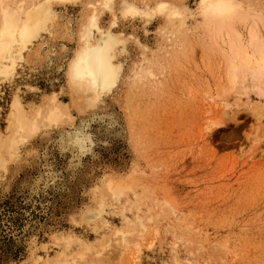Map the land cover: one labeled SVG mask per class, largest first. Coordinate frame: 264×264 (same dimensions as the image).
Segmentation results:
<instances>
[{"label":"rangeland","instance_id":"obj_1","mask_svg":"<svg viewBox=\"0 0 264 264\" xmlns=\"http://www.w3.org/2000/svg\"><path fill=\"white\" fill-rule=\"evenodd\" d=\"M159 1L194 13L197 0H134L143 9ZM243 2L264 9V0ZM49 7L52 24L26 50L14 75L0 79V131L13 95L32 113L47 107L54 94L68 117L28 139L17 160L0 173V264H41L35 259L60 251L61 242L57 245L54 237L64 234L95 244L93 255L104 248L101 264H264V158L237 159L233 144L238 137L228 120L229 125L216 128L223 127L213 140L204 136L206 119L218 115L204 93L214 91L220 75L215 67L197 69L199 47L188 61L169 66L176 37L163 15L123 20L118 11L104 14L100 0H50ZM92 14L102 30L114 28L123 44L118 82L88 106L84 98L76 103L68 65ZM186 28H196L195 37L203 35L196 15H188ZM35 51L37 58L30 56ZM147 70L152 75L139 80L137 74ZM250 94L262 96L254 90ZM239 109L242 118L236 123L249 122L244 106ZM77 128L93 144L73 156L58 143ZM129 173L174 203L175 211L149 224L140 238L131 236L139 249L130 245L119 252L112 230L126 229L125 216L132 220L134 212L123 207L124 198H106L101 216L89 220L86 214L97 207L106 179ZM173 232H184L185 238L174 244ZM216 244L223 246L215 251Z\"/></svg>","mask_w":264,"mask_h":264},{"label":"bare ground","instance_id":"obj_2","mask_svg":"<svg viewBox=\"0 0 264 264\" xmlns=\"http://www.w3.org/2000/svg\"><path fill=\"white\" fill-rule=\"evenodd\" d=\"M49 3L50 0H31L28 3H25L24 0H0L1 81L10 79L14 75L17 64L25 59L26 50L40 33L52 24ZM157 4H167L168 7L157 9ZM195 6L194 13H192L183 6L159 1L152 8L141 9L145 17L155 14L163 15L166 19L165 22L170 26V32L176 37L175 45L168 52L170 55L169 66L173 65L175 61H188L190 52L197 45L200 49L197 69L211 71L215 67L219 72L220 81L214 91L211 93L208 89L204 93L205 99L218 109L217 116L208 121L206 119L202 130L204 136L210 141L213 140L219 125L223 127L229 125L225 123L228 120L233 125L229 129L236 131L235 134L238 137L236 142L233 141L234 154L237 159L244 162L247 158H250V161L264 158V9L245 3L243 0H206L204 4L197 0ZM188 15H196L199 27L203 30L201 37L194 36L196 28L195 30L186 28ZM112 29L101 31L95 14H92L82 27L81 43L76 51L83 46L84 41H89L96 47L89 49L91 64L88 67L87 76L84 75L79 65H74L72 79L70 80L68 77L69 86L77 98V104L84 98L85 104L94 105L103 94L112 90L119 80L121 67L117 57L119 46L123 44V41L120 36L115 34L116 32L114 33L115 30L112 32ZM99 45H103V47H99ZM32 54H30L31 57L37 58L36 51ZM213 59L217 61L216 66H213ZM71 61L72 58L68 70ZM143 74L152 75L150 70L142 71L137 74L139 80L144 78L141 76ZM251 90L262 96L253 98L250 94ZM52 96L51 103L47 107L32 113L24 110L18 95L12 96L5 129L0 131V173L7 169L9 162L17 160L20 148L28 139L43 128L47 129L52 125L67 121V107L55 101L54 94ZM240 105L244 106L250 119L247 123H236L238 119L242 118ZM222 126L220 129L223 128ZM92 144L91 136L84 132L83 128H77L60 137L58 146L61 150H69L75 154L73 156H79L90 150ZM46 176L53 178L50 172H47ZM106 198L116 202L124 198L125 205L123 207L128 211H134L132 220L125 216L126 229L112 230V235L115 236L114 241L119 245V252L125 251L130 245L139 249L138 242L131 244L133 239L131 236L140 238L147 232L149 224L155 223L160 218L166 217L168 213L175 211L174 203H171L166 197H157L155 189L146 182L139 183L134 173H129L125 177L106 179L100 189L98 205L86 214L87 219L91 220L96 216H101L107 203ZM143 206L146 209L145 213L142 211ZM103 224L105 223L103 222ZM184 236V232L176 234L173 232L174 244L183 240ZM54 238L57 245L61 242L60 251L45 260H42L40 256L35 259V263H102L104 248L97 249L94 256L92 252L95 244L90 241L82 240L71 234ZM73 245L76 246V249L71 253L69 250ZM221 246L223 245L216 244L214 250L217 251ZM91 254L94 256L95 263L89 259Z\"/></svg>","mask_w":264,"mask_h":264},{"label":"clouds","instance_id":"obj_3","mask_svg":"<svg viewBox=\"0 0 264 264\" xmlns=\"http://www.w3.org/2000/svg\"><path fill=\"white\" fill-rule=\"evenodd\" d=\"M201 4H204L206 0H200ZM100 3L104 9V14L107 12L112 15L113 12H119V18L123 20H135L136 18H140L143 20L145 17L143 16V10L138 6L134 0H119V8H116L117 0H100ZM160 7H168L167 4H157L156 8L159 9ZM156 17L154 16L153 19ZM118 24V23H117ZM111 27H117L111 26ZM101 31H103L101 29ZM91 47H96V45L92 44L89 41H84L83 46L73 54L72 61L69 66L68 70V77L71 80L73 76V66L79 65V68L83 70L84 75L87 76L88 74V67L91 64L90 57L91 53L89 49ZM99 47H103V45H99ZM95 69L93 68V71Z\"/></svg>","mask_w":264,"mask_h":264}]
</instances>
